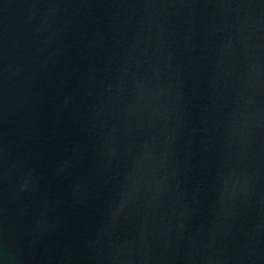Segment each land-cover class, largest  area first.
<instances>
[{"label": "water", "instance_id": "obj_1", "mask_svg": "<svg viewBox=\"0 0 264 264\" xmlns=\"http://www.w3.org/2000/svg\"><path fill=\"white\" fill-rule=\"evenodd\" d=\"M0 264H264V0H0Z\"/></svg>", "mask_w": 264, "mask_h": 264}]
</instances>
